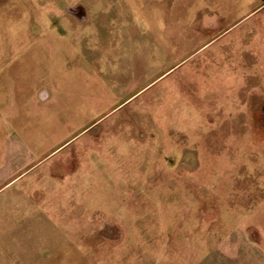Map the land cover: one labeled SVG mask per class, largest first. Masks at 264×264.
Returning <instances> with one entry per match:
<instances>
[{"label":"rangeland","instance_id":"374dc122","mask_svg":"<svg viewBox=\"0 0 264 264\" xmlns=\"http://www.w3.org/2000/svg\"><path fill=\"white\" fill-rule=\"evenodd\" d=\"M0 264H264V0H0Z\"/></svg>","mask_w":264,"mask_h":264}]
</instances>
